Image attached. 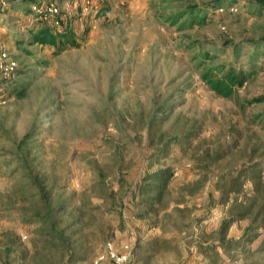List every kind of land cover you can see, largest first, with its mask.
Instances as JSON below:
<instances>
[{
  "label": "rangeland",
  "instance_id": "rangeland-1",
  "mask_svg": "<svg viewBox=\"0 0 264 264\" xmlns=\"http://www.w3.org/2000/svg\"><path fill=\"white\" fill-rule=\"evenodd\" d=\"M0 1L18 66L0 72V264H96L127 240L132 264H213L203 251L223 226L235 241L263 234L250 229L259 206L234 221L252 182L222 199L241 170L260 164L264 178L261 0H97L73 11L75 44L59 52L33 41L42 23L63 28L31 5L81 0ZM193 9L204 23L184 17ZM231 69L247 79L225 98L205 75ZM162 168L174 176L157 201L140 187ZM48 206L64 209L50 211L56 227L35 220ZM221 254L216 264L245 263Z\"/></svg>",
  "mask_w": 264,
  "mask_h": 264
},
{
  "label": "trees",
  "instance_id": "trees-1",
  "mask_svg": "<svg viewBox=\"0 0 264 264\" xmlns=\"http://www.w3.org/2000/svg\"><path fill=\"white\" fill-rule=\"evenodd\" d=\"M33 2L34 0H28ZM82 1V0H81ZM97 0H94L96 2ZM108 0H103V3H106ZM259 7L264 8V0L259 1ZM106 11V10H105ZM103 13V12H102ZM204 14V11L192 10L188 12L184 17L192 15L189 22L192 24H202L206 21V17L200 19L198 15ZM43 26L38 30H33L32 37L35 43H38L42 46H51L56 49L58 52L62 51L68 45L75 44L73 39V31L68 25V20L62 22V27L60 31L55 33L50 29L49 26L42 23ZM224 71V70H223ZM207 83L210 87L220 96L225 98H232L235 95L236 88L242 86L243 82L246 81L247 75L239 72L237 70L231 69L225 72L223 76H212L210 74L205 75ZM258 101H263L262 98L257 99ZM263 168L260 164L253 166L250 169L241 170L238 176L234 177L230 181V185L223 191L222 199L223 203L229 202L230 196L240 195L247 183L252 182V194L245 200V203L238 204L234 202L232 204V211H240L239 217L234 220H242L253 214L255 207L259 206L256 210L252 222L250 224V229L258 231L262 229L264 231V178L262 177ZM174 176V171L171 168H162L161 170L154 172L146 178V182L143 183L140 187L141 192L154 191L156 196L154 199L160 201L162 199V194L167 188L170 180ZM247 202V203H246ZM243 207V208H242ZM242 208V210H240ZM51 206L46 208V211L37 213L36 221L42 223H48L56 227V223L52 221V212L59 211V208L51 210ZM64 211V209H61ZM59 211V212H61ZM50 217V218H49ZM52 219V220H50ZM229 226L225 225L220 229V239H218L210 247L206 248L203 251V255L212 260L213 264L221 261L222 254L221 252L231 255L233 251H236L237 254H242V259L245 261L244 264H264V232L263 234L257 233H247L242 239L235 241L228 239L226 232ZM55 237V236H54ZM260 240L259 246L252 250L251 248H246L245 243H253L256 240ZM221 251V252H220ZM72 255L70 258L71 262H74L76 258Z\"/></svg>",
  "mask_w": 264,
  "mask_h": 264
},
{
  "label": "built area",
  "instance_id": "built-area-1",
  "mask_svg": "<svg viewBox=\"0 0 264 264\" xmlns=\"http://www.w3.org/2000/svg\"><path fill=\"white\" fill-rule=\"evenodd\" d=\"M6 4L5 1H0V72L2 75L9 76L17 72L18 66L16 61L8 58V52L4 49V32L6 25L3 12L7 9ZM94 4V0H82L80 5L74 2L73 5L68 4L66 8L63 9L58 4L41 5L39 3H34L31 5V9L38 15L40 20L49 22L53 29H61L63 20H68L69 17H72L74 10L82 16H86L91 12L92 8L95 6ZM23 239H25V236H23ZM134 253V240L125 242L120 247H117L114 242H108L105 253L98 258L96 264H100L107 260L110 264H132Z\"/></svg>",
  "mask_w": 264,
  "mask_h": 264
},
{
  "label": "crops",
  "instance_id": "crops-1",
  "mask_svg": "<svg viewBox=\"0 0 264 264\" xmlns=\"http://www.w3.org/2000/svg\"><path fill=\"white\" fill-rule=\"evenodd\" d=\"M128 241H130V240H127V241H125V242H128ZM125 242H124V243H125Z\"/></svg>",
  "mask_w": 264,
  "mask_h": 264
}]
</instances>
